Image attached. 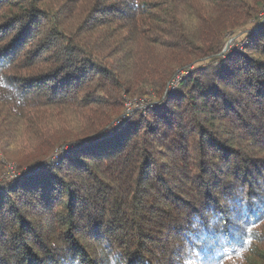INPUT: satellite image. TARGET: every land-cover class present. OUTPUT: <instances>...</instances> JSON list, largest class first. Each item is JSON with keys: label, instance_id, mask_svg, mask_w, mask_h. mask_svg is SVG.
<instances>
[{"label": "trees", "instance_id": "16d2710c", "mask_svg": "<svg viewBox=\"0 0 264 264\" xmlns=\"http://www.w3.org/2000/svg\"><path fill=\"white\" fill-rule=\"evenodd\" d=\"M263 8L0 0V264H264Z\"/></svg>", "mask_w": 264, "mask_h": 264}, {"label": "rangeland", "instance_id": "374dc122", "mask_svg": "<svg viewBox=\"0 0 264 264\" xmlns=\"http://www.w3.org/2000/svg\"><path fill=\"white\" fill-rule=\"evenodd\" d=\"M259 19L261 21L264 20V8L259 13ZM252 23L256 24L257 21L253 19L250 24L252 25ZM251 25H249V26H251ZM243 31H245L244 28L243 29L239 28L235 32L228 34V36L226 38V41H225V46H224L221 54L226 52V51H229L231 48L237 47L239 45L243 46L245 44L246 34H245V32L243 33ZM192 68H193V66H191L189 68V70H191ZM183 72L185 73L186 71H183ZM186 74H185V76H186ZM178 84H177V86H178ZM165 92H166V90H165ZM165 95H168V94L165 93ZM155 103H157L158 106H153ZM123 104H124V116H123V118L120 121H118V123L116 122L117 124H120L126 117H128L129 115H131L134 111H136L138 109L141 111V113L142 112L144 113L146 106L153 107V108L161 107L163 105V101L154 100L151 97L144 99V101H141L139 99H127L126 98L125 103H123ZM59 150H60V148H56V149L53 150L52 154L46 159L47 163L48 162L49 163L50 162H54V161L56 162V161H58V159L60 160V158H59L60 156L56 157L54 155L55 152H57V151L59 152ZM41 161H43L45 164L44 165L35 166V168L31 169V170H36L37 167H42L41 170L45 171L46 168H48V165H46L45 160H41ZM0 162H2V164H3V169H2V172L0 173V182L5 184V182H11L12 183L13 181H15L17 179V177L20 175V173L22 172V171L20 172L17 169L16 163L13 162V161L5 160L4 156H0ZM31 166H34V165H31ZM29 172H32V171H29Z\"/></svg>", "mask_w": 264, "mask_h": 264}, {"label": "built area", "instance_id": "2783aa9c", "mask_svg": "<svg viewBox=\"0 0 264 264\" xmlns=\"http://www.w3.org/2000/svg\"><path fill=\"white\" fill-rule=\"evenodd\" d=\"M188 71L189 70H186V72L184 73L183 71H180L176 76H175V78L168 84V86H167V88H166V94H169L171 91H173L174 89H176V86H177V84L185 77V74L186 73H188ZM187 75V74H186ZM153 106H158V104L157 103H155ZM64 153V150H62V149H60L59 150V152L57 151V152H55V156L56 157H59L61 154H63ZM54 156V157H55ZM53 157V158H54ZM45 162H46V160H45ZM45 163L43 162V161H41L39 164H37V165H34V166H30V167H28V168H26L25 169V171H33V170H31V169H34L35 168V166H38V165H44Z\"/></svg>", "mask_w": 264, "mask_h": 264}]
</instances>
